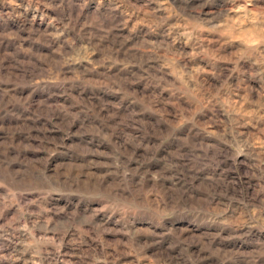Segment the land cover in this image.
<instances>
[{"label":"rangeland","instance_id":"rangeland-1","mask_svg":"<svg viewBox=\"0 0 264 264\" xmlns=\"http://www.w3.org/2000/svg\"><path fill=\"white\" fill-rule=\"evenodd\" d=\"M0 264H264V0H0Z\"/></svg>","mask_w":264,"mask_h":264}]
</instances>
